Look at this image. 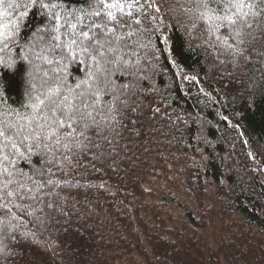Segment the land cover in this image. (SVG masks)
Instances as JSON below:
<instances>
[{"label": "trees", "instance_id": "obj_1", "mask_svg": "<svg viewBox=\"0 0 264 264\" xmlns=\"http://www.w3.org/2000/svg\"><path fill=\"white\" fill-rule=\"evenodd\" d=\"M26 2L0 4L7 40H0V119L30 113L29 94L43 91L41 82L29 86L39 73L28 76L23 57L48 17L20 6ZM89 2L65 0V7L87 9ZM162 15L167 27L152 32L147 50L138 49L151 77L145 86L155 88L138 98L145 106L141 136L124 133L119 167L69 174L79 186L65 188L66 215L45 209L47 216L37 214L41 223L18 211L22 223L5 241L11 255L0 256V264H264V58L257 54L264 44L236 67L213 47L214 38L205 41ZM34 49L40 56L51 51ZM85 71L78 60L70 64L69 84ZM18 165L27 170L24 161Z\"/></svg>", "mask_w": 264, "mask_h": 264}, {"label": "snow or ice", "instance_id": "obj_2", "mask_svg": "<svg viewBox=\"0 0 264 264\" xmlns=\"http://www.w3.org/2000/svg\"><path fill=\"white\" fill-rule=\"evenodd\" d=\"M20 6L39 8L48 17L46 30L33 43L35 48L46 44L51 51L58 49L60 59L54 75L44 73V90L29 94L30 113L0 119V256L5 261L11 255L5 241L14 238L22 223L18 211L41 223L37 214L45 209L66 215L70 197L65 188L79 186L70 184L69 174L78 168L119 167L118 149L127 147L120 144L124 133L141 136L137 121L145 106L138 98L147 99L155 88L150 93L145 86L151 77L138 49L147 50L152 32L161 31L162 23L167 27L163 12L186 29H197L205 41L214 38L213 47L236 67L251 62L257 42L264 44V0H90L87 9L71 11L65 0H27ZM62 36L66 42L54 43ZM4 37L0 32L6 44ZM33 53L42 58L35 49ZM257 54L264 58V50ZM77 60L86 71L69 84L68 66ZM159 113L156 108L154 115Z\"/></svg>", "mask_w": 264, "mask_h": 264}, {"label": "rangeland", "instance_id": "obj_3", "mask_svg": "<svg viewBox=\"0 0 264 264\" xmlns=\"http://www.w3.org/2000/svg\"><path fill=\"white\" fill-rule=\"evenodd\" d=\"M53 35H54V33H53ZM45 39L47 40V39H49V37L45 36ZM30 46H31V49L28 52L29 62L27 63V65L29 67V70H28V74L27 75L30 76V72H32L34 70V71L39 73V78L37 80H35V82L32 81V83L30 82L28 84H29V86H30V84L34 86L35 83L38 84L39 82H41V84H43V86H44L45 81L47 80V77H45L44 73H48L49 76H50L51 72H53L51 68L53 67V65L57 64V62L60 59L59 58L60 57L59 56V50L49 51L48 54H43L41 56L42 58L39 59L42 62H41V64H39V60L36 58V55H34V53H33V49H34V46H35L34 43L32 42V44ZM47 47L48 46L46 44H44V45H41L40 49H47ZM57 53H58V58L56 56ZM44 57H46V59H44ZM48 60H51L52 63L51 64L48 63ZM43 63L46 64L45 67H42ZM56 67H57V65H56ZM43 75H44V77H43ZM43 86L40 87V89L42 88V90H44ZM28 104H29V99H28Z\"/></svg>", "mask_w": 264, "mask_h": 264}, {"label": "bare ground", "instance_id": "obj_4", "mask_svg": "<svg viewBox=\"0 0 264 264\" xmlns=\"http://www.w3.org/2000/svg\"><path fill=\"white\" fill-rule=\"evenodd\" d=\"M130 197V196H129Z\"/></svg>", "mask_w": 264, "mask_h": 264}]
</instances>
